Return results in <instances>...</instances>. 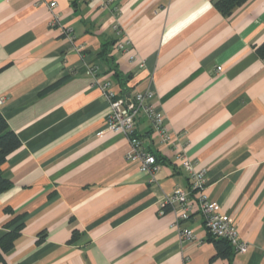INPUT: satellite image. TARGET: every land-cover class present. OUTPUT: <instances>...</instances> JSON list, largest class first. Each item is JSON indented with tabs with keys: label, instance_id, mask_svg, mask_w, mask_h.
<instances>
[{
	"label": "crops",
	"instance_id": "0c3cea01",
	"mask_svg": "<svg viewBox=\"0 0 264 264\" xmlns=\"http://www.w3.org/2000/svg\"><path fill=\"white\" fill-rule=\"evenodd\" d=\"M263 43L264 0L227 18L214 0H0V114L20 142L1 169L10 184L0 239L20 219L2 263L264 264ZM94 78L116 97L154 93L170 139L158 143L142 114L135 132L160 165L153 182L126 160L127 139L106 129L109 105ZM180 153L205 171L207 199L246 253L214 258L196 210L182 224L188 242L169 207L159 215L175 187L189 189Z\"/></svg>",
	"mask_w": 264,
	"mask_h": 264
},
{
	"label": "built area",
	"instance_id": "2783aa9c",
	"mask_svg": "<svg viewBox=\"0 0 264 264\" xmlns=\"http://www.w3.org/2000/svg\"><path fill=\"white\" fill-rule=\"evenodd\" d=\"M103 1L107 4L111 2V0ZM55 6V2L48 4L50 10L55 8ZM58 21L59 18L56 15H52L50 25L54 26L58 24ZM113 31L119 37L116 49L126 52L129 42L124 38L123 31L117 26L113 27ZM61 33L68 41H72V29L70 27H61ZM130 60L134 61V56H130ZM216 70L220 71V68ZM95 72L96 68L94 66L88 67V73L92 77H95ZM94 84L98 86L109 105V114L105 124L106 129L119 133L127 139L129 152L126 155V160L136 162L139 171L146 174L150 182H153L160 165L156 161L154 152L143 146L135 132L139 117L142 114L149 121L155 140L158 143L164 144L170 139V134L164 125V116L152 105L155 98L154 93L151 91L124 93L116 97L109 83L100 84L95 80ZM1 103L2 101H0ZM176 158L188 175L189 189L183 190L175 187L171 195L167 196L160 204L159 215H163V210L169 207L174 213L172 228L177 231L181 242H188L193 241L195 237L192 231L183 227L182 224L187 220L190 213L196 210L202 217L203 227L207 236L226 241L234 253H246L248 246L240 239L235 224L223 217L216 202L208 201L205 193V171H196L194 162L183 153L178 154Z\"/></svg>",
	"mask_w": 264,
	"mask_h": 264
},
{
	"label": "trees",
	"instance_id": "16d2710c",
	"mask_svg": "<svg viewBox=\"0 0 264 264\" xmlns=\"http://www.w3.org/2000/svg\"><path fill=\"white\" fill-rule=\"evenodd\" d=\"M248 0H214L215 9L222 15V17H229L233 12L241 7ZM256 54L260 58H264V43L256 48ZM120 83L123 80H119ZM20 147V142L17 136L9 129L5 119L0 114V193L4 191L8 186L9 182L2 176V166L8 159V157L17 151ZM156 157V155L154 154ZM157 161V157H156ZM158 163V161H157ZM20 219L14 218L7 225L6 228L12 229L10 232L6 233L0 239V264L2 263V253L8 251L13 246V241L18 237L20 231L19 225ZM77 235L76 232H73L71 237L72 240L75 239ZM208 239L213 242L216 254L214 258H229L233 254V250L229 243L224 240L214 239L210 236H207ZM213 258V259H214Z\"/></svg>",
	"mask_w": 264,
	"mask_h": 264
}]
</instances>
